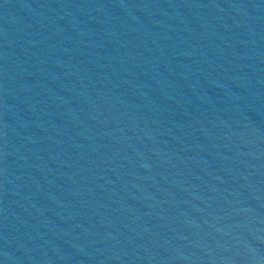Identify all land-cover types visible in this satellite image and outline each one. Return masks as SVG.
I'll return each mask as SVG.
<instances>
[{
	"label": "water",
	"instance_id": "95a60500",
	"mask_svg": "<svg viewBox=\"0 0 264 264\" xmlns=\"http://www.w3.org/2000/svg\"><path fill=\"white\" fill-rule=\"evenodd\" d=\"M114 264H264V0H213Z\"/></svg>",
	"mask_w": 264,
	"mask_h": 264
}]
</instances>
